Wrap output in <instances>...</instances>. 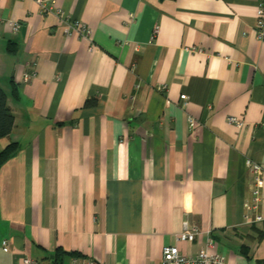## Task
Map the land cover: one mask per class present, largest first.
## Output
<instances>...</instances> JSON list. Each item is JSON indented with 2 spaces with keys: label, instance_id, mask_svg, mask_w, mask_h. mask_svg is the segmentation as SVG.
Instances as JSON below:
<instances>
[{
  "label": "crops",
  "instance_id": "0c3cea01",
  "mask_svg": "<svg viewBox=\"0 0 264 264\" xmlns=\"http://www.w3.org/2000/svg\"><path fill=\"white\" fill-rule=\"evenodd\" d=\"M41 1L0 0V149L17 144L0 167V264H155L207 236L224 264H264L257 0ZM246 160L263 169L255 207ZM185 220L192 242L176 239Z\"/></svg>",
  "mask_w": 264,
  "mask_h": 264
},
{
  "label": "built area",
  "instance_id": "2783aa9c",
  "mask_svg": "<svg viewBox=\"0 0 264 264\" xmlns=\"http://www.w3.org/2000/svg\"><path fill=\"white\" fill-rule=\"evenodd\" d=\"M40 6L42 10L50 12V7L46 5V0H42L40 2ZM263 14H264V0H257V27L262 33V24H263ZM52 22L56 23L57 21L61 20V11L59 9L55 10L52 14ZM2 21V17L0 14V23ZM17 23H13L11 25V29L13 31L17 30ZM79 27L85 34H88L89 31L86 29L83 24L79 23L78 21L73 22H66L65 23V30L69 31L70 29L73 30ZM85 28V29H84ZM86 30V31H85ZM96 49V48H94ZM27 77L24 79L26 80ZM181 99H185V95H180ZM230 121L236 122L234 118H229ZM189 124H192V119H188ZM264 127V126H263ZM246 165L250 169L253 174L254 179V187H253V207L256 206V202L258 201L259 195V188L262 186L263 183V169L261 165L257 163H253L249 160H246ZM256 220H260L261 216L257 215L255 217ZM199 234V230L194 225H188L187 221H183L182 229L177 234L176 239L180 242H192L195 236ZM5 242H3L4 244ZM213 246V241L210 237H206L204 245L199 248V250L195 253V255H188L183 254L179 251L176 245H164L161 247L160 250V258L159 261L155 264H224V257L222 255L210 252V248ZM25 264L30 263L28 260H23ZM71 264H94L91 260L82 261L78 257L71 258Z\"/></svg>",
  "mask_w": 264,
  "mask_h": 264
},
{
  "label": "trees",
  "instance_id": "16d2710c",
  "mask_svg": "<svg viewBox=\"0 0 264 264\" xmlns=\"http://www.w3.org/2000/svg\"><path fill=\"white\" fill-rule=\"evenodd\" d=\"M13 125V115L6 103V96L2 89L0 88V138L6 136ZM17 151V144L16 143H9L2 149H0V167L5 164V162L11 158L14 152ZM54 257L59 258L60 255L59 249H56ZM70 256L73 257H80L79 254L75 252L68 253Z\"/></svg>",
  "mask_w": 264,
  "mask_h": 264
}]
</instances>
